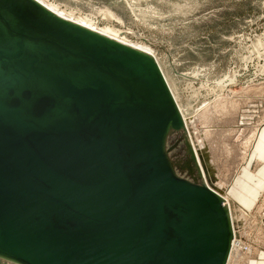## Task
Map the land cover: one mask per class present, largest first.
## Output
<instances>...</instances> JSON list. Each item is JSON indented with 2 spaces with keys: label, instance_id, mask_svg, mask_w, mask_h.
I'll use <instances>...</instances> for the list:
<instances>
[{
  "label": "water",
  "instance_id": "95a60500",
  "mask_svg": "<svg viewBox=\"0 0 264 264\" xmlns=\"http://www.w3.org/2000/svg\"><path fill=\"white\" fill-rule=\"evenodd\" d=\"M185 130L151 55L0 0V260L227 264L224 200L186 137L193 167L169 155Z\"/></svg>",
  "mask_w": 264,
  "mask_h": 264
},
{
  "label": "rangeland",
  "instance_id": "374dc122",
  "mask_svg": "<svg viewBox=\"0 0 264 264\" xmlns=\"http://www.w3.org/2000/svg\"><path fill=\"white\" fill-rule=\"evenodd\" d=\"M42 1L88 22L100 20V26H89L96 31L127 32L129 41L121 36L119 41L156 60L186 120L185 134L168 138L169 155L193 167L187 140L200 175L194 169L196 182L216 188L232 215L234 238L227 264L263 259L264 183L253 193L251 205L249 200L241 205L231 192L243 186L235 179L243 177L247 161L259 160L256 152L264 135V0ZM103 11L114 18L100 19ZM257 166L252 162L249 172ZM178 173L192 181L187 170Z\"/></svg>",
  "mask_w": 264,
  "mask_h": 264
},
{
  "label": "bare ground",
  "instance_id": "6f19581e",
  "mask_svg": "<svg viewBox=\"0 0 264 264\" xmlns=\"http://www.w3.org/2000/svg\"><path fill=\"white\" fill-rule=\"evenodd\" d=\"M36 1H38L39 3H41V4H43L44 6H46L48 9H50L51 11H53L55 14H57L58 16H60V17H62V18H64V19H67V20H70V21H72V22H75V23H77V24H80V25H82V26H84V27H87L88 29H90V30H93V31H96V30H94L93 29V27L91 28V27H89V26H94V27H98V26H100V20L98 21V22H94V23H92V22H88L82 15H80V14H74V15H70V14H67V13H64L63 11H61L59 8H57V7H55V6H51L48 2V4H46V3H44L42 0H36ZM99 17H100V19H104V18H106V19H108V20H112L114 17L110 14V13H108V12H106V11H103V12H101L100 13V15H99ZM112 18V19H111ZM83 22V23H85V24H87V25H84L83 23H81V22ZM103 21V20H102ZM96 32H98V33H100V34H102V35H104V36H106V37H108V38H111V39H113V40H115V41H117V42H119V43H122V44H124V45H127V46H130V45H128L127 43H125V42H122V41H119L120 39H118L117 37H119L120 38V36H121V38L122 39H124L125 41H129L128 40V38H127V32H125V31H116V32H111L108 28H105V27H103L102 28V31H96ZM117 38V39H116ZM130 47H132V46H130ZM132 48H134V47H132ZM134 49H136V48H134ZM138 50V49H137ZM140 51V50H139ZM142 52V51H141ZM145 53V52H144ZM147 54V53H146ZM156 61V60H155ZM181 116H182V114H181ZM182 118H183V120H184V123H185V126H186V120L184 119V117L182 116ZM190 136V135H189ZM261 136V146H259L258 148H257V152H256V156L258 155V159L260 160V161H262V162H264V135H260ZM194 156L196 157V160L198 161V163H199V159H198V157H197V153H196V150L194 149ZM230 195V194H229ZM222 199H223V197H221ZM224 200V199H223ZM226 200H228V197L226 198ZM225 201V200H224ZM228 208V207H227ZM229 213H230V211H229ZM242 213V212H241ZM230 218H231V222H232V215L230 214ZM233 240V239H232ZM236 243V242H235ZM237 244L240 246L241 244L239 243V242H237ZM231 245H232V241H231ZM235 249H237L238 250V248L235 246ZM231 250V249H230Z\"/></svg>",
  "mask_w": 264,
  "mask_h": 264
},
{
  "label": "crops",
  "instance_id": "0c3cea01",
  "mask_svg": "<svg viewBox=\"0 0 264 264\" xmlns=\"http://www.w3.org/2000/svg\"><path fill=\"white\" fill-rule=\"evenodd\" d=\"M252 162H254L255 164H258L256 171L254 173H250V167ZM247 165L245 167H243V169L241 170L243 173V177H236L235 182L239 185H243L242 187L240 186L238 188L237 193H234V189H232L231 195L236 199V201L238 203H240L241 205H246L247 206V201L249 200V205H251V203L254 201V197L256 195V190L258 191L259 186H262L264 183V162H261L259 160H254L251 159L250 161H247ZM247 178V179H245ZM250 181H255V186L253 187L252 185H250ZM234 182V183H235ZM233 186V185H232ZM231 189V188H230ZM253 193L255 194L253 196ZM241 208H243L241 206ZM245 209V208H243ZM247 211V210H246ZM261 257H262V253H261ZM256 264H264V258L255 262Z\"/></svg>",
  "mask_w": 264,
  "mask_h": 264
}]
</instances>
